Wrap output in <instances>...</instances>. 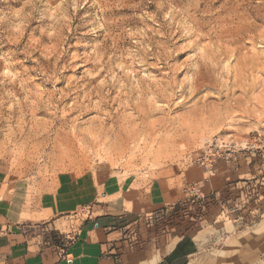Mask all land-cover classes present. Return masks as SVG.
<instances>
[{"label":"rangeland","instance_id":"obj_1","mask_svg":"<svg viewBox=\"0 0 264 264\" xmlns=\"http://www.w3.org/2000/svg\"><path fill=\"white\" fill-rule=\"evenodd\" d=\"M17 188L74 207L67 235L29 225L45 247L105 222L126 253L264 264V0H0V203Z\"/></svg>","mask_w":264,"mask_h":264},{"label":"crops","instance_id":"obj_2","mask_svg":"<svg viewBox=\"0 0 264 264\" xmlns=\"http://www.w3.org/2000/svg\"><path fill=\"white\" fill-rule=\"evenodd\" d=\"M128 185L126 191L132 187ZM52 197L32 202L26 191L17 188L7 201L0 203V264H189L201 246L198 237L182 236L159 251L123 252L120 233L109 231L105 222L89 231L83 227L69 238L64 248L45 247L29 225H43L45 231L67 233L69 226L59 216L71 214L74 207H61ZM60 225V226H59ZM58 226V227H57ZM43 232V230H41ZM35 234V235H34ZM65 235V234H64Z\"/></svg>","mask_w":264,"mask_h":264},{"label":"bare ground","instance_id":"obj_3","mask_svg":"<svg viewBox=\"0 0 264 264\" xmlns=\"http://www.w3.org/2000/svg\"><path fill=\"white\" fill-rule=\"evenodd\" d=\"M188 35V34H187Z\"/></svg>","mask_w":264,"mask_h":264}]
</instances>
